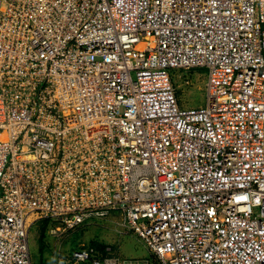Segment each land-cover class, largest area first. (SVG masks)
<instances>
[{
  "label": "built area",
  "instance_id": "1",
  "mask_svg": "<svg viewBox=\"0 0 264 264\" xmlns=\"http://www.w3.org/2000/svg\"><path fill=\"white\" fill-rule=\"evenodd\" d=\"M113 214L67 264H264V0H0V264Z\"/></svg>",
  "mask_w": 264,
  "mask_h": 264
},
{
  "label": "rangeland",
  "instance_id": "2",
  "mask_svg": "<svg viewBox=\"0 0 264 264\" xmlns=\"http://www.w3.org/2000/svg\"><path fill=\"white\" fill-rule=\"evenodd\" d=\"M176 81L177 95L180 106L184 109L199 108L205 106L206 90L205 83L207 72L199 69L193 72L173 71ZM204 75V76H203ZM189 80L186 85L182 79ZM122 219L113 214L104 220H91L79 230L67 235L63 239L52 238L47 233L42 235L48 223H39L30 233V251L33 264H58L59 256L62 254L63 264H67L69 255L80 244L92 246L94 243L105 247L111 246L121 258L144 259L150 258L149 251L144 244L120 224ZM93 247V246H92ZM153 264L155 261L153 260Z\"/></svg>",
  "mask_w": 264,
  "mask_h": 264
},
{
  "label": "trees",
  "instance_id": "3",
  "mask_svg": "<svg viewBox=\"0 0 264 264\" xmlns=\"http://www.w3.org/2000/svg\"><path fill=\"white\" fill-rule=\"evenodd\" d=\"M44 222H46V221H44ZM46 223H47V222H46ZM42 224H43V222H42ZM45 233H47V227H46L45 231L42 232L41 237H42L43 234H45ZM92 246L95 247V248H97V249H100V250L105 249V245H104V244H101V243H100V245L97 244V243H94Z\"/></svg>",
  "mask_w": 264,
  "mask_h": 264
}]
</instances>
